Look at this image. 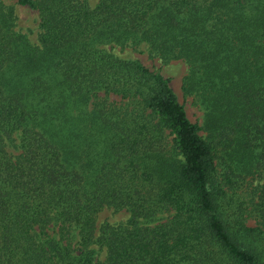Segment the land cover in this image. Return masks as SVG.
I'll return each instance as SVG.
<instances>
[{
	"label": "trees",
	"instance_id": "obj_1",
	"mask_svg": "<svg viewBox=\"0 0 264 264\" xmlns=\"http://www.w3.org/2000/svg\"><path fill=\"white\" fill-rule=\"evenodd\" d=\"M16 4L38 23L0 0V264H264V0ZM140 43L186 62L201 124L106 48Z\"/></svg>",
	"mask_w": 264,
	"mask_h": 264
},
{
	"label": "rangeland",
	"instance_id": "obj_2",
	"mask_svg": "<svg viewBox=\"0 0 264 264\" xmlns=\"http://www.w3.org/2000/svg\"><path fill=\"white\" fill-rule=\"evenodd\" d=\"M5 3L14 6L15 14L17 16L16 29L29 34L34 38L37 31L38 17L34 10L28 7L16 4V0H4ZM91 6H94L98 0H88ZM111 47L112 53L122 58L137 59L143 65L151 70L160 72L164 77L169 79V84L175 92L178 101L184 106L188 118L195 123H202L203 111L198 103L195 102L192 95H184L181 83L182 78L187 74L188 65L182 59H171L164 61L159 55L150 51L145 43H140L137 46L107 45V49ZM118 99V97H116ZM171 138V137H169ZM11 153H17V150L11 146L9 148ZM127 212L121 210L113 212L112 209H104L99 213L98 222L107 220L109 222H120L127 219ZM249 223H253L252 220Z\"/></svg>",
	"mask_w": 264,
	"mask_h": 264
}]
</instances>
